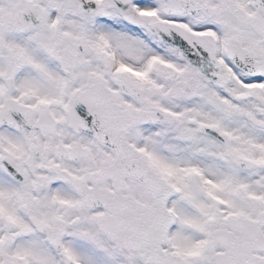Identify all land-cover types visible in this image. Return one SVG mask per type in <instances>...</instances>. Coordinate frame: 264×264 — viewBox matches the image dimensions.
Masks as SVG:
<instances>
[{"label":"snow or ice","instance_id":"snow-or-ice-1","mask_svg":"<svg viewBox=\"0 0 264 264\" xmlns=\"http://www.w3.org/2000/svg\"><path fill=\"white\" fill-rule=\"evenodd\" d=\"M0 264H264V0H0Z\"/></svg>","mask_w":264,"mask_h":264}]
</instances>
